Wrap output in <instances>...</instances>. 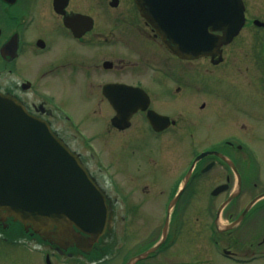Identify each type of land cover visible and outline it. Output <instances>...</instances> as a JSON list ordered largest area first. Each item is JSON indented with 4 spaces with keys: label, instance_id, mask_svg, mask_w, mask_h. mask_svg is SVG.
Masks as SVG:
<instances>
[{
    "label": "flooded vegetation",
    "instance_id": "af4514ba",
    "mask_svg": "<svg viewBox=\"0 0 264 264\" xmlns=\"http://www.w3.org/2000/svg\"><path fill=\"white\" fill-rule=\"evenodd\" d=\"M162 29L135 0H0V91L49 122L90 170L110 211L103 236L72 239L66 248L0 217V243L17 252L15 264L28 256L29 264H37L35 256L42 264H128L165 229L161 247L132 264H203L166 257L195 223L203 239L222 247L226 257L217 258L264 264V158L258 156L264 109L241 111L209 78L239 36L222 46L220 62L219 54L190 60L169 50ZM199 60L203 73L196 70ZM258 83L264 89V76ZM70 87L80 90L79 99L95 101L86 119L105 133L90 135L79 125L60 99ZM251 94L264 100V90ZM111 99L120 105L119 126ZM213 119L216 137L208 130L197 147V128ZM235 129L247 131L245 138ZM103 137L107 158L99 149ZM156 211L158 227L145 234L142 223Z\"/></svg>",
    "mask_w": 264,
    "mask_h": 264
},
{
    "label": "water",
    "instance_id": "95a60500",
    "mask_svg": "<svg viewBox=\"0 0 264 264\" xmlns=\"http://www.w3.org/2000/svg\"><path fill=\"white\" fill-rule=\"evenodd\" d=\"M136 2L149 21H159L170 40L167 46L183 58L215 56L246 22L243 0ZM255 24L264 26L259 20ZM109 212L89 170L50 124L19 99L0 92V217L12 218L45 239H59L66 248L72 239L103 236ZM166 235L167 229L159 243L128 264L156 252Z\"/></svg>",
    "mask_w": 264,
    "mask_h": 264
},
{
    "label": "rangeland",
    "instance_id": "374dc122",
    "mask_svg": "<svg viewBox=\"0 0 264 264\" xmlns=\"http://www.w3.org/2000/svg\"><path fill=\"white\" fill-rule=\"evenodd\" d=\"M245 5L249 22H252L254 19H259L264 22V0H245ZM121 10H111V13L118 14ZM202 61L199 60L196 62L197 66H199L196 67V70L201 73L204 72ZM209 75L210 82H213L217 90L226 93V99L230 102L234 99L232 103L235 106H243L240 109L241 111L248 110L256 113L258 108L264 109V100L251 94L264 90L258 86V81L264 76V30L257 28L252 23H248L239 37L225 49L223 63L220 66L211 67ZM216 79H221L222 82L217 84ZM252 81L257 82L256 85H253L255 84L254 82L250 83ZM79 92L80 90L77 87H70V90H66L64 96H61L60 99L69 107L73 117L86 132L90 135L101 132L105 133L102 130L105 128L103 125H101L102 129H99V127L95 126L96 124L93 125L89 119H86L88 117L91 118L95 101L93 99H79V95L76 96ZM224 103V108L229 107L228 103L225 101ZM101 107L104 111L107 108L105 105ZM213 121L212 126L204 127L206 129H202L201 126L197 128L201 132L198 131L199 133L195 135L197 147L203 146L200 142L201 136L205 132H208V130L211 135L216 137V130L219 123L215 119ZM100 123H102L101 120H99L98 124ZM222 132L226 134L231 132V130L223 128ZM232 132L239 137L245 138V132L247 131L243 132L240 129H235ZM104 138H100L99 140V149L103 158H107V143L103 141ZM116 152H119L118 146ZM258 156L261 159L264 158L262 149L258 152ZM198 214V212H193L192 216L195 218ZM145 219L142 226L145 234H150L158 227L161 216H158V211H156L152 215L148 213ZM195 224L196 226L190 225V230L183 234L181 241L166 255V257L171 259V263H174V261L178 263L182 261L181 259H191L192 261H202L203 264H236L217 258L216 253L220 252L219 249H216L210 240L202 238V233L199 231L200 228L197 227V223ZM26 250L24 249L23 251L25 252ZM27 251L31 252L30 250ZM18 257L14 249L0 243V264H15L18 262ZM31 258L32 256L24 257L20 259L21 262L19 264H29ZM37 259L38 256H35L34 260L37 261V264H42L41 260L39 259L40 261H38Z\"/></svg>",
    "mask_w": 264,
    "mask_h": 264
}]
</instances>
